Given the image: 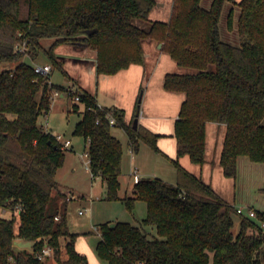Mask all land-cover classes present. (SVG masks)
I'll return each instance as SVG.
<instances>
[{
    "label": "trees",
    "instance_id": "1",
    "mask_svg": "<svg viewBox=\"0 0 264 264\" xmlns=\"http://www.w3.org/2000/svg\"><path fill=\"white\" fill-rule=\"evenodd\" d=\"M202 1L173 0L168 21L143 28L133 20L149 21L157 0H0V65L24 54L35 59L40 39L55 37L46 50L53 63H61L54 55L58 45L84 42L96 52L97 74H114L144 63L142 40L150 38L191 69L166 73L163 81L167 90L185 93L174 124L175 181L140 177L124 196L123 145L112 128L124 129L133 151L144 143L161 152L159 135L126 122L121 108L99 106L85 89L49 82V74L36 73L31 63L0 70V205L12 211L11 217L0 216V264H47L49 255L39 257L45 247L55 264H90L76 249L78 233L68 228L66 195L56 180L65 149L37 123L50 109L52 88L66 92L72 109L82 114L73 133L87 141L89 169L105 181L104 198L121 200L128 210L137 200L145 202L137 223L99 224L96 252L105 264H264V210L253 217L238 213L178 161L188 155L204 163L205 125L212 121L226 125L220 154L226 177L236 176L239 157L264 163V0H209L206 7ZM227 4L226 28L236 24L239 44L222 38ZM23 41L27 50L15 52ZM138 115L139 102L133 117ZM259 191L264 195V185ZM16 236L29 240L31 250L15 249Z\"/></svg>",
    "mask_w": 264,
    "mask_h": 264
},
{
    "label": "rangeland",
    "instance_id": "2",
    "mask_svg": "<svg viewBox=\"0 0 264 264\" xmlns=\"http://www.w3.org/2000/svg\"><path fill=\"white\" fill-rule=\"evenodd\" d=\"M208 1L209 0H203L202 5L206 7ZM229 7L230 4L225 6L220 20L222 38L233 44H239L236 24L231 31L226 28L225 17ZM133 22L143 28H146L149 24L147 20L144 19H134ZM54 38L55 37H43L40 39L41 48H39L35 59H31L28 54H24L19 60L15 59L3 63L0 65V70L3 68H14L20 61H25L31 64L37 63L39 65L48 63L52 68L49 73L51 81L56 85L65 87L68 83L75 81V79H70L62 70L66 71V73L69 69L80 71L82 64L89 68L91 57L82 55L84 52L83 46H78L74 43H63L58 45L54 50L55 59L61 61V63L58 62V65L53 63L52 58L47 54L46 50L52 44ZM62 55L66 56L65 64L62 61ZM165 55H167V59L174 61L167 53ZM179 67L184 71H191L189 68L182 66ZM83 76L86 77V75ZM142 94L143 89H140L137 98L140 109L144 100ZM58 98L63 100V97L61 98L59 96ZM64 100L68 106L67 108L62 109V105L54 107L56 101H52L48 113L46 114L42 112L37 118V123L45 130L52 131L55 134L62 133L63 138H70L72 141L73 147L70 146L65 149L63 162L58 167L56 173V180L75 196V198L68 200V193H66L64 198L67 201L68 228L71 232L78 233L76 241L83 239L91 247L95 260L91 253H89L88 258H90L93 264H105V261L100 259L96 252V243L100 239V229L95 222H108L109 224H112L119 220L137 223L138 220L144 216L146 206L145 202L137 200L132 210H128L121 200H107L104 198L106 192L105 181H102L101 178L94 179L91 177L87 170V165L84 162V159H86L84 153L87 149V144L86 146L84 145V138L82 136L73 133L74 124L79 119L80 113L72 109V101L67 96L66 92ZM262 122L264 123V119ZM144 147L156 155V157H160L162 160L164 159L162 156H158L148 146ZM165 161L168 163L166 164V167L171 168L173 165L172 162L170 160ZM144 162L145 167H158L157 165H152V161L149 162L146 160ZM164 168L165 166L163 167L159 165V170L157 172L162 174L159 175V177L166 179V175H164L166 174V170H164ZM221 177L222 180L220 179L217 181L215 186L221 192L224 200L243 207L244 211H247L248 206H253L257 211L264 210V195L259 191V188L264 185V163L251 161L244 156L239 162V170L235 177L230 178L225 175H222ZM120 180L121 187L119 189V194L121 196H124L125 194L130 195L132 192L131 180L128 181L125 174H120ZM54 207V205H51L49 210H54ZM79 210H81V213ZM0 216L11 217L12 211L0 205ZM233 217L236 223L235 229H237L239 215L234 214ZM14 225L17 227V221ZM13 247L15 249L31 250V242L16 236L13 241ZM45 262L47 264H55L51 254L45 258Z\"/></svg>",
    "mask_w": 264,
    "mask_h": 264
},
{
    "label": "crops",
    "instance_id": "3",
    "mask_svg": "<svg viewBox=\"0 0 264 264\" xmlns=\"http://www.w3.org/2000/svg\"><path fill=\"white\" fill-rule=\"evenodd\" d=\"M172 3L173 0H157L156 5H154L149 12V21L147 20L149 24L145 27L148 28L150 26V21L153 20L168 21L171 15ZM160 43L161 42L150 38L143 39L142 48L145 53L144 63L130 64L128 67L121 69L114 74H97L95 50L88 46L74 43L78 46H83L84 52L82 55L91 57L90 66L87 68L86 65L82 64L80 71H77L76 69L67 70L69 78L75 79V81L68 83L65 87H75L87 90L95 96L97 104L101 107H117L123 109L125 113L124 119L126 122H133V113L137 103L138 93L140 89H143L142 97L144 100L142 102L141 109L139 107L138 124L159 135L157 138V145L161 152L153 151L158 156H162L164 159L162 160L160 157H156V155L148 151L146 147H144L147 146L144 143H140L138 150L133 151L124 129L114 126L112 128V133L120 139L123 145V173L121 172V174H125L128 181L131 180L132 187L134 184L131 175L133 168H137L140 177H159V175H162L157 172L159 170V165L163 167L165 166L164 170H166V174L164 175H166V179L174 182L176 178L174 165H172L171 168L166 167V164L168 163H166L167 161L165 160L171 161L172 158H177L174 124L178 117L181 103L185 98V93L167 90L164 87L163 81L166 73H186L189 71L180 69L179 65L177 66V63H175V60L171 61L170 59H167V55H165L166 52L162 49V43L161 46ZM61 57L65 64L66 56L62 55ZM83 75H86V77ZM59 96L61 98L63 97L64 100L65 93L61 91L60 94L54 98L53 101H56L54 107L62 105V109L67 108L68 106L66 105L65 100L63 101L62 99H59ZM81 118L82 114H80V117L75 124ZM50 132L55 134L52 131ZM225 133L226 125L224 123L212 121L207 122L205 125L204 163L201 165L193 163L188 155L178 157V161L181 165L201 177L205 182L209 183L221 197L222 194L215 186V183L220 179L222 180L221 176L224 175L223 168L220 163V154L223 147ZM86 144L87 141L84 140V145L86 146ZM71 147H73L72 141ZM241 158L242 157H239L237 161V172L239 170V162ZM146 160L149 162L152 161V165H157L158 167H145L144 161ZM84 162L87 165V170L92 178H101L100 176H93L91 174L87 159H84ZM119 181L121 187L120 176ZM57 183L63 194L71 193L58 181ZM65 203L67 205V201H65ZM230 204L234 205L233 202ZM234 206L238 207L239 205ZM248 208L255 210L253 206H248ZM101 223L102 222H95L98 226ZM75 244L76 249L79 252L84 253L87 258L89 257V253L93 254L91 247L85 242V240H78ZM92 256L94 259V254ZM88 260L90 264H93L90 258H88Z\"/></svg>",
    "mask_w": 264,
    "mask_h": 264
},
{
    "label": "built area",
    "instance_id": "4",
    "mask_svg": "<svg viewBox=\"0 0 264 264\" xmlns=\"http://www.w3.org/2000/svg\"><path fill=\"white\" fill-rule=\"evenodd\" d=\"M27 44L25 41L21 42V43H16L15 46H14V51L15 52H25L27 50ZM33 67H34V71L36 73H39V74H49L50 71H51V66L50 64H43V65H39L37 63H34L33 64ZM49 82H51L49 80ZM71 90L75 91L76 89L78 88H75V87H69ZM60 90L56 89V88H52L51 89V92H50V103L54 100V98L56 96H58L60 94ZM75 100H79V95L77 94L75 96ZM47 114V113H46ZM115 120L113 117H110V122L113 123ZM56 141L62 146V148L64 149H67L71 146V141L70 139L68 138H63V134L62 133H57L54 135ZM86 159H87V162L89 163V157H88V152L85 151L84 153ZM131 175H132V178H133V181L136 182L140 179V175L138 173V170L137 168H133L132 171H131ZM72 198H75V196L72 194V193H68L67 194V199L70 200ZM236 210L238 213H241V214H245L247 216H255L256 214V211L254 209H251V208H248L247 211H244L243 207L241 206H238L236 207ZM81 213V210L79 211ZM57 218V217H56ZM51 254V248L50 247H45L42 249L41 253L39 254V257L42 258L44 257L45 255H49Z\"/></svg>",
    "mask_w": 264,
    "mask_h": 264
},
{
    "label": "water",
    "instance_id": "5",
    "mask_svg": "<svg viewBox=\"0 0 264 264\" xmlns=\"http://www.w3.org/2000/svg\"><path fill=\"white\" fill-rule=\"evenodd\" d=\"M87 33H89V32H87ZM78 44H82V45L88 46L84 42H78ZM160 46H161V43H160ZM137 124H138V116L134 117V119H133V125H134V127H136Z\"/></svg>",
    "mask_w": 264,
    "mask_h": 264
}]
</instances>
